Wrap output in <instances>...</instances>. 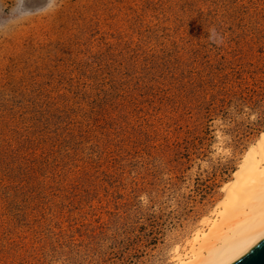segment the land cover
Wrapping results in <instances>:
<instances>
[{"label":"rangeland","instance_id":"374dc122","mask_svg":"<svg viewBox=\"0 0 264 264\" xmlns=\"http://www.w3.org/2000/svg\"><path fill=\"white\" fill-rule=\"evenodd\" d=\"M17 2L0 0V264L186 259L264 133V0Z\"/></svg>","mask_w":264,"mask_h":264},{"label":"bare ground","instance_id":"6f19581e","mask_svg":"<svg viewBox=\"0 0 264 264\" xmlns=\"http://www.w3.org/2000/svg\"><path fill=\"white\" fill-rule=\"evenodd\" d=\"M223 190L215 220H204L206 233H194L186 259L178 256L177 264H231L264 238V133Z\"/></svg>","mask_w":264,"mask_h":264},{"label":"clouds","instance_id":"9594fccd","mask_svg":"<svg viewBox=\"0 0 264 264\" xmlns=\"http://www.w3.org/2000/svg\"><path fill=\"white\" fill-rule=\"evenodd\" d=\"M25 3L26 0H18L15 6V12L19 14L20 18L27 16L31 12L30 9H26L24 7ZM56 4H57V0H44L43 7L36 9V11H44L45 9H49V8L55 10ZM208 39L211 43L217 46H220L224 43V37L216 30L214 26L208 32Z\"/></svg>","mask_w":264,"mask_h":264},{"label":"water","instance_id":"95a60500","mask_svg":"<svg viewBox=\"0 0 264 264\" xmlns=\"http://www.w3.org/2000/svg\"><path fill=\"white\" fill-rule=\"evenodd\" d=\"M231 264H264V238Z\"/></svg>","mask_w":264,"mask_h":264}]
</instances>
